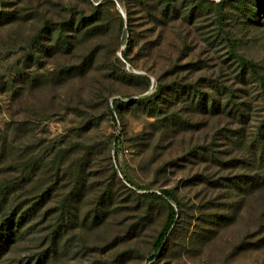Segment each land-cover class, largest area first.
I'll use <instances>...</instances> for the list:
<instances>
[{"label":"rangeland","instance_id":"374dc122","mask_svg":"<svg viewBox=\"0 0 264 264\" xmlns=\"http://www.w3.org/2000/svg\"><path fill=\"white\" fill-rule=\"evenodd\" d=\"M250 66L264 0H0V264H264Z\"/></svg>","mask_w":264,"mask_h":264},{"label":"trees","instance_id":"16d2710c","mask_svg":"<svg viewBox=\"0 0 264 264\" xmlns=\"http://www.w3.org/2000/svg\"><path fill=\"white\" fill-rule=\"evenodd\" d=\"M124 59L126 61L127 60V56L126 54L124 55ZM250 70L253 76H255L259 81L264 82V75H260L258 74V72L256 71L255 67L250 66ZM155 96V95H154ZM154 96H152V98L150 99H146L144 100L145 102H153L152 99H154ZM114 106L115 108H119L121 106H123V103L121 101H115L114 102ZM114 116V114H113ZM161 195L172 200L175 201L174 199V194L169 191V190H163L161 192ZM152 197L155 198H160V196H158L157 194L153 193ZM42 203L44 202L45 196H42L41 198ZM169 212L167 215V219H166V223L163 227V229L161 230V232L158 234L154 246H155V250L158 252L160 250H162L163 246L165 245L166 241L168 240L171 231L173 230L175 224L177 223L178 220V213L175 210V207H173L172 205H169ZM34 214L36 215V213L34 212ZM30 216H34V215H30L28 213L22 212L20 211L18 214H8L3 215L2 218H0V247L1 244H10L11 241H13V239L17 236V235H26L28 234L29 230L32 232V226H29V228L26 229V227L28 225H30V223L32 222V219H28ZM35 216L33 218V220L35 221ZM28 231V232H27ZM153 260H156V257L153 258Z\"/></svg>","mask_w":264,"mask_h":264}]
</instances>
